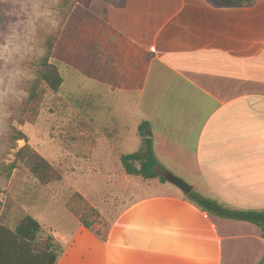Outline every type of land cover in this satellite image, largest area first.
I'll return each mask as SVG.
<instances>
[{"label": "crops", "instance_id": "crops-1", "mask_svg": "<svg viewBox=\"0 0 264 264\" xmlns=\"http://www.w3.org/2000/svg\"><path fill=\"white\" fill-rule=\"evenodd\" d=\"M113 8L116 104L125 95L139 111L137 129L145 126L136 149L123 153L116 112L118 165L147 138L158 177L170 172L230 208L263 210L264 0H126ZM158 177L141 182L155 191L136 194L129 176L116 175V207L101 213L105 240L79 222L58 235L56 264L261 262L264 238L254 224L210 215Z\"/></svg>", "mask_w": 264, "mask_h": 264}, {"label": "rangeland", "instance_id": "rangeland-1", "mask_svg": "<svg viewBox=\"0 0 264 264\" xmlns=\"http://www.w3.org/2000/svg\"><path fill=\"white\" fill-rule=\"evenodd\" d=\"M0 2V221L13 226L30 215L58 240L83 220L103 236L108 218L102 214L116 207V175L123 174L116 161V112L125 123L123 153L136 149L139 133L134 102L121 95L116 104V9L100 0L70 10L63 0ZM50 40L49 61L64 77L62 91L46 94L35 121L21 123ZM17 130L24 139L14 138ZM25 144L50 163L59 181L41 185L22 163L12 166ZM128 180L140 187L136 194L156 190L141 186L147 181L138 177Z\"/></svg>", "mask_w": 264, "mask_h": 264}, {"label": "trees", "instance_id": "trees-1", "mask_svg": "<svg viewBox=\"0 0 264 264\" xmlns=\"http://www.w3.org/2000/svg\"><path fill=\"white\" fill-rule=\"evenodd\" d=\"M94 0H63L67 10L79 4L88 7ZM115 8H122L126 0H100ZM2 3L0 2V23L2 22ZM47 52L39 61L37 75L29 88L28 96L22 109L23 122H34L43 101L48 93L57 94L62 91L64 77L58 67L49 61L53 48L52 41H48ZM67 104V101L64 100ZM145 126L140 124L139 133L144 132ZM15 139H24L25 136L17 130ZM145 146L133 153L120 154L119 162L123 173L127 176H135L142 180L157 178L155 172L157 160L153 155L150 139L144 138ZM22 163L29 173L41 185L59 181L58 172L41 157L33 148L25 144L15 153V160L12 163ZM11 166V167H12ZM161 182H165L164 177H158ZM188 198L201 210L220 218L247 221L254 224L260 236L264 238V209L263 210H243L228 207L225 203L215 199L207 198L195 191H191ZM87 229L90 225L80 220ZM101 241L105 240V235L99 236L93 232ZM64 246L50 234H44L40 223L30 215L21 216L17 223L8 226L0 221V264H56L58 258L63 253Z\"/></svg>", "mask_w": 264, "mask_h": 264}, {"label": "water", "instance_id": "water-1", "mask_svg": "<svg viewBox=\"0 0 264 264\" xmlns=\"http://www.w3.org/2000/svg\"><path fill=\"white\" fill-rule=\"evenodd\" d=\"M242 0H232L233 3L240 2ZM165 179L170 182L171 184L175 185L176 187L179 188V190L183 194H189L192 191V186L187 184L184 180L179 178L178 176L168 172L165 175ZM259 264H264V258L261 260Z\"/></svg>", "mask_w": 264, "mask_h": 264}, {"label": "clouds", "instance_id": "clouds-1", "mask_svg": "<svg viewBox=\"0 0 264 264\" xmlns=\"http://www.w3.org/2000/svg\"><path fill=\"white\" fill-rule=\"evenodd\" d=\"M33 16H35V13H33Z\"/></svg>", "mask_w": 264, "mask_h": 264}]
</instances>
